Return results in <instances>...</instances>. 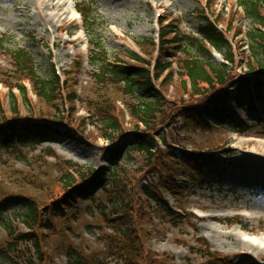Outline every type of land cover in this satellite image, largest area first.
Returning <instances> with one entry per match:
<instances>
[{"label":"rangeland","instance_id":"374dc122","mask_svg":"<svg viewBox=\"0 0 264 264\" xmlns=\"http://www.w3.org/2000/svg\"><path fill=\"white\" fill-rule=\"evenodd\" d=\"M236 1L0 0L3 114L12 116L7 95L18 83L8 53L23 49L31 55L37 76L48 79L52 67L65 74L61 79H65L67 86L53 103L39 100L30 92L26 104L13 89L18 114L39 116L48 122L68 115L65 120L68 123L71 120L70 126H75L80 134L74 140H67L62 135L48 133L41 140L30 139L10 147L2 146L0 138V202L5 197L15 200L10 211L0 209V219L7 215L19 232H30L20 222L25 212L15 206L22 201L19 197L32 199L43 213L41 210L51 209V201L64 192L65 175L70 174L78 181L79 172L110 168L112 151L118 154L129 182L120 193L124 202L115 206L122 215L120 219L112 214L114 210L105 192L97 190L76 199L77 209L65 208L63 217L51 211L46 216L43 213V222L47 219L51 222L50 229L44 230L41 224V228L34 229L31 241L12 243L0 222L2 253L10 245L14 247L9 252L11 260L0 253V264H264V239L252 250L230 247L233 238L225 237L238 232L264 236V182L259 180L264 176V150L257 145L264 144V102L259 101L253 112L237 111L234 115L237 121L231 124H208L207 129L198 124L186 126L171 110L187 101L180 79L174 77L172 82L160 87L166 101L173 105H167L163 123L158 118L153 124L157 134L166 135L167 146H162L156 136L154 140L160 152L153 166L146 167L143 151L130 148L137 145L129 135L136 121L128 116L124 103L134 102L117 87L101 93L89 77L95 67L86 61V25L74 17L80 8L85 19L92 11L86 21L87 30L93 29L101 37L110 62L119 59L126 65H136L130 59L133 54L146 61L155 58L150 45L159 33L157 21L168 22L165 31H174L194 52L190 39H199L202 19L219 20L222 29L230 30V39L239 35L232 38L231 75L250 77L248 67L254 69L256 64L246 46L245 35L258 26L237 8ZM168 39L171 41V36ZM166 47L168 54L178 56L170 48V42ZM223 55L214 52V61L222 62ZM80 57L83 65L77 70ZM173 69L176 70V65ZM73 95L76 99L71 102ZM103 98L125 136L116 145L104 140V130L97 120L98 110L90 107L99 105ZM68 127L61 125V132L71 134ZM169 148L176 154L179 150L200 153L208 160L196 163L199 171L196 173L191 162L187 166L165 157L171 151ZM128 153L131 161L126 158ZM162 166L163 176L157 170ZM167 166L172 168L171 174L166 171ZM208 168L211 171L207 174ZM243 171L254 172L256 181L243 182L239 176ZM170 184L173 192L168 193L166 187ZM142 187L160 203L147 199ZM251 210L255 219L245 217ZM209 211L228 217L221 223L199 221V216ZM236 216L239 224L229 222L228 219Z\"/></svg>","mask_w":264,"mask_h":264},{"label":"trees","instance_id":"16d2710c","mask_svg":"<svg viewBox=\"0 0 264 264\" xmlns=\"http://www.w3.org/2000/svg\"><path fill=\"white\" fill-rule=\"evenodd\" d=\"M237 6L255 26H258V28L250 29L245 35L249 53L256 64L254 69L251 65L248 67V70L251 71L249 73L250 77L236 78L231 75L229 65L232 64L233 60L226 36L230 30L219 31L216 28V25L219 24L218 20L209 21L203 19L204 26L199 30L200 38L193 41L190 39V42L194 44L191 47L195 49L194 52L188 48V45L185 46V40L174 31H163L157 50L158 55L153 66H151L150 62L135 54L130 59L136 65H126L119 59H114V62H110L102 46L101 37L93 29L90 31L86 29L89 39L87 60L89 66L95 67L89 73V77L101 90V93H106L110 88L117 87L122 90L124 96L133 100L134 103L132 104L128 101L124 103L129 117L136 121L135 129L129 135L134 138L137 145L130 148L143 151V164L146 167L153 166L152 163L158 157L156 154L160 152L154 138L158 136L163 146H167L166 135L162 134L160 136L157 134L158 130L153 127V124L157 122L158 118L160 119V124L163 123L165 109L168 104H172L166 101L160 87L172 82L174 77L180 79L184 93L187 95V101L180 107H174L171 110H173V116L179 117L186 126L198 124L202 129H207V123L209 122L217 125L231 124L235 121L233 109L248 113L255 109L254 98L264 100V1L237 0ZM90 13L92 11L87 13L88 17L86 20L89 19ZM88 26L89 24L86 25V28ZM92 26L90 24L91 28ZM88 31L90 32L89 34ZM171 34H173L172 39L168 41V37ZM237 36L239 35H234L233 38ZM169 42L171 44L170 48L176 50L178 56L167 53L166 45ZM2 43L3 41L0 40V46ZM150 46L154 49L153 44ZM212 50L226 54L223 56L224 62H214L211 54ZM8 58L11 69L18 81L15 88L18 91L20 100L26 104L29 99L28 90L21 84L22 81H28L32 94L46 103L55 102L61 90L67 86L65 80L61 85L59 84V80L52 68L48 79L37 76L31 55L23 49L10 51ZM173 63L176 64L175 71ZM81 67L82 61L79 58L76 68L80 70ZM156 83H158V87H156ZM11 89L7 98L12 105V109H10L12 116L8 118L3 114V110L0 107V138L2 146L10 147L30 139L38 141L43 139L48 133L62 135L67 140H74L76 134H79L76 132L75 126H70L73 124L72 121L70 120L68 123L65 120V118H69L68 115L65 118L60 117L58 121L48 122V119L39 116L18 114L17 109L14 107L16 97ZM75 99L76 97L73 95L71 102ZM92 106L94 111L98 110L96 111L97 120L100 127L104 130V140L112 145L120 143L125 136L123 131L119 130L118 120L113 110L108 107L109 104L106 103V99L103 98L99 105L96 103L90 105V107ZM26 108H29V104L26 105ZM204 117H206L207 121L204 120ZM61 125L69 126L67 130L71 134H63ZM139 126H142V128ZM113 135L115 137H112ZM170 150L165 157L176 160L177 163L182 162L187 166L188 162H191L196 173L199 172L196 163L203 164L208 160L207 158H202L200 153L179 150V154H176L174 149ZM119 152H122V150L119 149ZM51 154L49 152L50 156ZM111 155H113V158L110 161L112 165L109 169L79 172L78 181L70 174L65 175L63 178L65 180L64 192L54 201H51V209H46L45 207V209L41 210L44 216L51 211L55 216L63 217L65 208L77 209L74 206L76 198H84L92 192L102 190L108 196L107 202L113 207L114 211L112 214L117 219H120L122 215L115 206L119 207L124 202L120 193L129 182L124 165L119 163L118 154L112 151ZM126 158L128 161L132 160L129 153ZM184 164L183 166L185 167ZM164 169V166L157 169L162 176ZM166 171L171 174L172 168L167 166ZM181 172L184 171L181 169ZM107 173L108 176L105 178ZM168 178H171V175ZM172 190V184L166 187L168 193L173 192ZM142 193L147 199L160 203V200H156L151 196L145 187H142ZM109 194L112 195L109 196ZM19 198L22 201L20 205L15 206L25 212L20 222L30 232H19L16 224H12L10 217L3 214L0 222L12 243L16 240L31 241L32 236L35 234L33 233L34 229L41 228V224L44 230H49L51 226V222L48 219L45 223L43 222V213L37 210L32 199L27 197ZM13 200V197L2 199L0 209L2 211H10L12 206H14ZM13 249L14 247L10 245L5 254H3L4 252L1 249L0 253L7 260H11L12 257L9 252H12Z\"/></svg>","mask_w":264,"mask_h":264},{"label":"bare ground","instance_id":"6f19581e","mask_svg":"<svg viewBox=\"0 0 264 264\" xmlns=\"http://www.w3.org/2000/svg\"><path fill=\"white\" fill-rule=\"evenodd\" d=\"M162 4H159V6H161ZM165 16V15H164ZM257 145L260 146L261 149L264 150V144H258ZM264 152V151H263ZM239 176L244 180L243 182L245 183H250V182H255L256 179L254 177V172L252 171H243L239 174ZM247 178V179H245ZM260 181L264 182V176L262 178L259 179ZM255 212L254 211H250V215L248 216V219H255L256 217L254 216ZM227 215L226 214H215L212 211H209L208 214L206 215H201L199 218V221L201 222H206V221H211V222H216V223H221V221H224V219H227ZM229 222L231 223H235L239 221V218L236 217H232L230 219H228ZM240 229V228H238ZM241 231V230H239ZM225 237H232L233 241H231L229 243L230 247H234L237 249H243L245 247H249L252 250L257 249L258 246L255 245L258 242H260V240L264 239V236L261 235L260 237L257 236H250L246 233H236V235L231 236V235H225Z\"/></svg>","mask_w":264,"mask_h":264}]
</instances>
